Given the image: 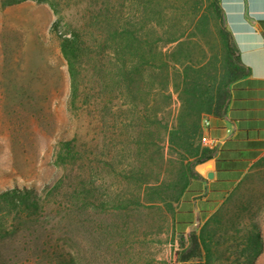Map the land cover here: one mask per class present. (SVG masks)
I'll return each mask as SVG.
<instances>
[{
  "label": "rangeland",
  "instance_id": "obj_1",
  "mask_svg": "<svg viewBox=\"0 0 264 264\" xmlns=\"http://www.w3.org/2000/svg\"><path fill=\"white\" fill-rule=\"evenodd\" d=\"M212 1L0 0V191L47 186L61 187L62 193L52 197L43 192V209L29 220L0 209V264H168L177 258L179 241L164 205L109 206L124 183L113 177L108 164L114 148L110 122L98 126L95 103L104 94L86 61L76 102L70 105L76 94L50 27L61 17L66 29L94 31L97 17L105 13L113 35L128 20L173 22L182 39L196 45L199 57L200 48L208 51L215 41L214 20L205 17ZM118 96L113 88L107 94L110 101ZM176 98L173 94V109ZM73 139L77 159L59 158L60 142ZM121 148L120 168L144 167L153 175L166 168L162 150L144 158L135 146ZM163 152L167 158V149ZM210 226L221 243L216 264H233L251 233L262 241L254 264H264V157L229 193ZM201 227L196 222L191 229L199 233Z\"/></svg>",
  "mask_w": 264,
  "mask_h": 264
},
{
  "label": "trees",
  "instance_id": "obj_2",
  "mask_svg": "<svg viewBox=\"0 0 264 264\" xmlns=\"http://www.w3.org/2000/svg\"><path fill=\"white\" fill-rule=\"evenodd\" d=\"M209 15L214 20L215 41L208 51L199 46V57L196 45L183 40V34L173 22L128 20L113 35L105 13L97 17L94 31L83 27L66 29L61 17L50 27L67 61L76 94L70 105L76 102L80 69L86 61L92 66L98 88L104 94L95 103L99 108L98 126L105 119L110 122L114 148L108 164L113 177L121 178L124 183L120 195L108 201L109 206L123 209L144 204L164 205L172 215L180 248L177 258L168 264H189L194 260L195 264H216L221 243L216 231L211 229V218L246 167L234 158L237 151L221 149L216 160V180L204 196L197 168L212 159L216 149L202 146V121L206 116L219 120L226 117L234 85L250 75V69L241 62L219 0L211 2L205 17ZM112 88L119 93L116 101L107 98ZM173 94L177 96L176 109L172 107ZM76 143V139L61 141L58 157L75 161ZM123 144L135 146L144 158L162 150L160 159L166 168L160 169L157 175H153L152 169L145 171L144 167L120 168ZM164 149H167V158ZM239 154L249 159L257 156ZM136 188L138 193H134ZM43 192L52 197L62 194L61 187L46 186L42 191L7 189L0 191V209L9 216L15 214L18 220L35 218L47 199ZM195 207L202 222L199 233L191 229ZM261 252L260 237L251 233L233 264H254Z\"/></svg>",
  "mask_w": 264,
  "mask_h": 264
},
{
  "label": "crops",
  "instance_id": "obj_3",
  "mask_svg": "<svg viewBox=\"0 0 264 264\" xmlns=\"http://www.w3.org/2000/svg\"><path fill=\"white\" fill-rule=\"evenodd\" d=\"M219 2L241 62L250 69V75L234 85L230 112L226 117L221 120L210 118L207 134L218 139L220 144L215 148L214 157L197 168L202 177L204 196L208 194L211 183L216 180V160L221 149L237 151L234 158L246 165L238 182L229 189L228 194L250 168L264 157V0ZM239 153L257 156L249 159ZM209 172L214 173L213 180L207 179ZM196 222L202 223L197 207L194 208L193 225Z\"/></svg>",
  "mask_w": 264,
  "mask_h": 264
},
{
  "label": "built area",
  "instance_id": "obj_4",
  "mask_svg": "<svg viewBox=\"0 0 264 264\" xmlns=\"http://www.w3.org/2000/svg\"><path fill=\"white\" fill-rule=\"evenodd\" d=\"M209 126H210V118L206 116V117H204V119L202 121V127H203L204 134H203L202 139H201V144L203 147L215 149L219 146L220 141L218 139L211 138L207 134Z\"/></svg>",
  "mask_w": 264,
  "mask_h": 264
},
{
  "label": "water",
  "instance_id": "obj_5",
  "mask_svg": "<svg viewBox=\"0 0 264 264\" xmlns=\"http://www.w3.org/2000/svg\"><path fill=\"white\" fill-rule=\"evenodd\" d=\"M207 179H209V180H213V179H214V173H213V172H209V173L207 174Z\"/></svg>",
  "mask_w": 264,
  "mask_h": 264
}]
</instances>
